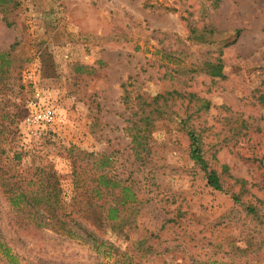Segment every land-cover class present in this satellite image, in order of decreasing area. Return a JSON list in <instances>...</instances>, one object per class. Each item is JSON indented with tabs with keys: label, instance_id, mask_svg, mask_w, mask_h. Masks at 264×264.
Segmentation results:
<instances>
[{
	"label": "rangeland",
	"instance_id": "rangeland-1",
	"mask_svg": "<svg viewBox=\"0 0 264 264\" xmlns=\"http://www.w3.org/2000/svg\"><path fill=\"white\" fill-rule=\"evenodd\" d=\"M214 62L220 78L206 73ZM27 74L57 113L39 140L21 126ZM174 91L182 97L155 120L153 99ZM263 93L264 0H12L0 9V264H264L263 225L245 211L264 202ZM188 99L189 111L210 103L190 125L223 192L190 159L179 124ZM137 133L147 138L145 163L133 156ZM87 154L107 156L105 172L147 201L128 238L86 221L88 194L71 168L89 164ZM38 169L60 180L67 221L82 224L74 231L95 238L37 227L50 215L12 205ZM235 180L248 190L239 204Z\"/></svg>",
	"mask_w": 264,
	"mask_h": 264
},
{
	"label": "trees",
	"instance_id": "trees-1",
	"mask_svg": "<svg viewBox=\"0 0 264 264\" xmlns=\"http://www.w3.org/2000/svg\"><path fill=\"white\" fill-rule=\"evenodd\" d=\"M219 3L220 0H214ZM12 3V0H0V9ZM207 74L211 77L220 78L223 75V65L218 62L206 63ZM173 96L182 97L178 92H166L163 95H157L153 99L154 110L156 114L155 120H159L166 114L169 108V101L172 102ZM194 95H190V100ZM190 100L188 99L185 111H189ZM258 102L264 105V93L260 94ZM160 103V104H159ZM199 105L190 108L187 116L179 118V124L186 130L187 136L190 139V159L195 165L199 166L205 174L207 185L213 190L223 192V185L221 182V175L216 170L209 166L208 161L205 159L204 143L202 137L198 134L196 129L190 125L191 116L195 110L200 112H207L210 103L207 100H199ZM193 110V111H191ZM150 114L146 115L143 121H150ZM140 137V138H139ZM141 133H137L131 140V147L134 159L137 161H149V148L147 147V138H142ZM91 158V162L83 166L82 164H72V183L74 187H80L88 194V200L83 206L86 213V221L89 225L100 229L109 226L110 229L125 238L129 237V232L136 228V219L142 209L146 206V199L140 198L139 190L135 188L132 183H127V180L117 178L116 176H109L105 172L106 168L110 166V160L105 155H97L92 157V154H87ZM214 157V155H213ZM91 165L90 170H95V173L89 174L87 167ZM226 169L225 167L223 168ZM22 179V192L14 194L10 197V201L14 207L22 210V213H39L44 212L49 214V219H41L35 221L37 227H50L52 230L61 231L69 239H78L80 241H89L95 238L92 232H87V240L78 235L73 225L81 226L82 224L73 220L67 221L65 211L67 210L66 194L63 192L61 182L51 171L38 169L34 176L27 182ZM240 185L239 194H231L234 203H241L240 196L247 194L245 181L235 180ZM13 188H9L8 192H13ZM15 192V191H14ZM22 203V208L19 207ZM264 202L255 199V202H250L245 206V211L252 218L259 219L263 225V241H264V214L262 213L261 206ZM139 247H142L143 240L136 242ZM102 245V244H100ZM99 245H96V249ZM131 264V263H129Z\"/></svg>",
	"mask_w": 264,
	"mask_h": 264
},
{
	"label": "built area",
	"instance_id": "built-area-1",
	"mask_svg": "<svg viewBox=\"0 0 264 264\" xmlns=\"http://www.w3.org/2000/svg\"><path fill=\"white\" fill-rule=\"evenodd\" d=\"M32 79L31 74L24 77V80L30 84L31 93L25 101L26 112L21 120V126L27 138L39 140L47 135L55 124L57 113L55 106L45 97Z\"/></svg>",
	"mask_w": 264,
	"mask_h": 264
}]
</instances>
